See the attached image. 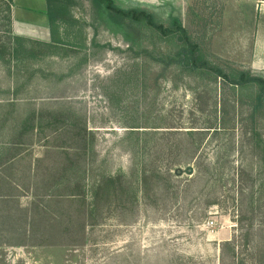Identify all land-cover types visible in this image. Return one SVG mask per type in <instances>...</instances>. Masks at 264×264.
Masks as SVG:
<instances>
[{
  "label": "rangeland",
  "instance_id": "rangeland-1",
  "mask_svg": "<svg viewBox=\"0 0 264 264\" xmlns=\"http://www.w3.org/2000/svg\"><path fill=\"white\" fill-rule=\"evenodd\" d=\"M113 1L178 19L209 58L264 74V0ZM46 14L50 41L24 42L36 58L0 56V152L17 154L0 167V264H264L255 94L166 67L171 39L94 0Z\"/></svg>",
  "mask_w": 264,
  "mask_h": 264
},
{
  "label": "trees",
  "instance_id": "trees-1",
  "mask_svg": "<svg viewBox=\"0 0 264 264\" xmlns=\"http://www.w3.org/2000/svg\"><path fill=\"white\" fill-rule=\"evenodd\" d=\"M54 1L55 0H47L49 5ZM94 1L102 5L114 20H126L131 21L132 23H138L139 25H143L144 27L161 34L163 37L171 39L174 44V50L172 48L170 53L160 52L157 55L158 60L166 67L178 65L183 70H194L196 73L208 75L213 81L220 80L224 86H230V88L234 89V91H240V94L247 91L250 92V96L255 94L254 96L256 101L253 99L255 110H259L260 106L264 105V74L254 72L249 69L233 68L229 70L214 59L209 58L202 50L199 42L192 37L188 29L180 20L174 19L165 24L160 22L152 11L144 8L120 7L116 5L113 0ZM5 2V18L9 22L8 25L10 26L12 0H5ZM10 39L12 40L10 45L0 41L1 57H4L6 52H8L10 58L12 57V59L17 60H23L26 57H37L36 54L34 55V53L30 52V49L25 48V39L29 38L14 35ZM250 90H252V92ZM253 90H255V93ZM28 119L30 120L31 118ZM26 125L27 127L33 129V126L28 124ZM254 134L257 136V142L260 144V136L256 133V131ZM9 143L7 146L9 150H11L10 147L16 146V143H12L11 141ZM261 148L263 151L262 158L264 160V143ZM16 156L17 154L8 158L7 156L5 157V152H0V167H6L8 164L12 163V160ZM111 183L113 184L114 181L108 178L106 180V184ZM78 195L79 194H77V196ZM81 196L83 195L81 194Z\"/></svg>",
  "mask_w": 264,
  "mask_h": 264
},
{
  "label": "crops",
  "instance_id": "crops-1",
  "mask_svg": "<svg viewBox=\"0 0 264 264\" xmlns=\"http://www.w3.org/2000/svg\"><path fill=\"white\" fill-rule=\"evenodd\" d=\"M46 0H12L11 29L14 35L50 41Z\"/></svg>",
  "mask_w": 264,
  "mask_h": 264
},
{
  "label": "water",
  "instance_id": "water-1",
  "mask_svg": "<svg viewBox=\"0 0 264 264\" xmlns=\"http://www.w3.org/2000/svg\"><path fill=\"white\" fill-rule=\"evenodd\" d=\"M179 172L182 173V172H183V169L180 168V169H179ZM185 172H187V173H192V172H193V168H192V166H188V167L185 169Z\"/></svg>",
  "mask_w": 264,
  "mask_h": 264
}]
</instances>
